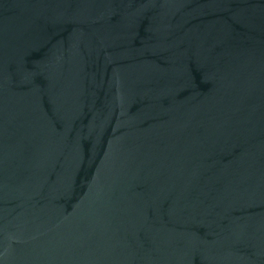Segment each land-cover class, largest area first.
Returning <instances> with one entry per match:
<instances>
[{
    "label": "water",
    "instance_id": "obj_1",
    "mask_svg": "<svg viewBox=\"0 0 264 264\" xmlns=\"http://www.w3.org/2000/svg\"><path fill=\"white\" fill-rule=\"evenodd\" d=\"M0 264H264V0H0Z\"/></svg>",
    "mask_w": 264,
    "mask_h": 264
}]
</instances>
